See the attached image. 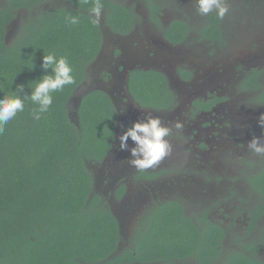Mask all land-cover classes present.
<instances>
[{"label": "trees", "instance_id": "obj_1", "mask_svg": "<svg viewBox=\"0 0 264 264\" xmlns=\"http://www.w3.org/2000/svg\"><path fill=\"white\" fill-rule=\"evenodd\" d=\"M101 2L106 25L127 30L131 12L110 0ZM75 3L80 7L38 8L11 41L5 36L16 7L0 8V96L14 94L19 84L30 94L45 74L40 65L49 53L66 56L74 77L73 84L52 93L53 104L39 120L32 115L37 105L28 99L24 111L0 131V264L215 261L225 235L222 226L211 222L205 211L196 218L187 215L175 199L154 202L138 213L132 247L118 248L119 221L95 192L89 167L109 153L118 111L101 90L83 97L77 110L79 127L70 121L66 107L102 44L100 22L91 12L95 0ZM70 16L78 23L71 24ZM205 36L216 39L208 31ZM240 86L264 104V69L251 72ZM128 88L142 107L165 109L173 100L165 76L155 71L131 72ZM249 180L264 196V168ZM263 209L258 207L252 217ZM246 250L231 253L227 264H264L254 256L255 243L246 244Z\"/></svg>", "mask_w": 264, "mask_h": 264}, {"label": "flooded vegetation", "instance_id": "obj_2", "mask_svg": "<svg viewBox=\"0 0 264 264\" xmlns=\"http://www.w3.org/2000/svg\"><path fill=\"white\" fill-rule=\"evenodd\" d=\"M110 2L114 6L125 7L128 11H130L132 23L125 31H114L106 25L105 17L102 12L98 18L96 17L99 20L102 29V44L99 50L101 53L100 57H102V66L97 72L98 77L104 81H109L111 78L110 73L115 70V66L118 65L119 69L122 70L124 65H132L131 68L128 69V80L129 74L133 71H155L165 76L168 86L173 94L172 103H170L168 108L156 110L151 107L140 106L133 98L128 86L127 89L129 98L124 97L125 93L123 91H115L114 95L120 101V110L117 113L120 116V122L117 128V137L116 139L114 138L109 153L102 159V161L90 164L95 180V192L99 194L101 198L105 199L110 206H113V201L124 202L128 198L133 186L132 183H137L148 192L150 184L154 182V179L157 176L172 174L170 172L171 167L169 166L173 163V161L163 159L158 165L152 168L137 169L131 165L129 153L119 149L118 137L123 131V127L130 126L133 121L142 119L145 115H153L158 116L159 118H164L163 123L172 127L174 130L176 128L169 123V121L173 122V119L167 115L172 108L177 106L185 107L184 113L186 114V118L184 119H187L189 123L196 119V124L198 125L194 127L188 124V130L186 129L182 132L181 130H178V132H181L178 138H184L186 141V148L189 150L187 154L190 157V161L193 159L195 161L196 159V161L199 162L200 157H198V153L203 152L202 150H206L207 147L209 148L212 145L209 139L210 137L205 139L200 137L197 138V133L200 128H203V126L209 127L207 133L212 137L211 139H214L216 134L222 136V133H225L227 135V139L234 143L236 148L241 145V139L235 138V135L231 134L233 125L238 124V122L232 117L226 116V113H224L223 120H218L217 118L219 115L218 108L221 104L225 103L228 96L224 95L228 93L226 89H223V87L220 86L219 88L209 87L202 89L200 92H190L188 94V98L183 100L181 95L185 93V90L192 89L195 81L202 78L205 82H207L205 75L209 67L206 64L201 66L202 63L196 61L194 57V53L196 52L197 47L200 46V43H206L209 45V47L203 49L202 52L209 51L207 54H211V50H213L211 49V45L219 48L226 42V26L230 24L232 30L235 29L238 26V23L242 20L243 16L246 13L253 12L254 9H251L250 7H243L237 12L233 9L231 12L236 13L229 14L232 16V19H229L228 21L225 13L223 16H219L215 11H213L207 16H203L199 14L197 10L188 8L196 7L195 0H110ZM228 2L229 0H222L223 6L230 7ZM7 7L16 8L12 11L14 16L7 25L5 36L6 40H8L10 35L17 34L21 28L22 22L28 18L30 13L35 14L38 11V8L80 7V5L76 4L75 0H0V8ZM216 18H218V20H215ZM179 28L180 32H177ZM207 31L216 39L206 37L205 33ZM190 42L193 44L192 47L189 44ZM186 45H189L188 48ZM123 54H125L129 59L131 58L133 61H128L126 57H122ZM243 57L246 58H240V63L236 60L233 62V66L239 71L238 82L240 88L242 81L251 72L256 69L260 70L259 67H256L255 56L247 57L246 55H243ZM121 63H124V65ZM215 69H217V67H215ZM187 87H190V89H186ZM201 107H208V109L206 110ZM228 115L234 116L230 113ZM166 118L169 120H166ZM178 122L183 124L182 120H179ZM227 128H230V130L227 131ZM129 145L131 146V141H129ZM171 166H173V164ZM191 166H193V164L190 163V167ZM194 168L196 169L195 164ZM199 168L201 170L202 165H200ZM263 168L264 162H262V168L257 169L261 171ZM256 173L252 174L249 178L256 175ZM184 176L185 177H181L179 179L175 176H172V179L168 178L171 183L175 184H173L174 187L172 188V192L174 193L173 197L183 194L180 190L181 182L188 183V181H191V179L188 180V177L191 178L190 173L186 172ZM248 181L250 182L252 190L256 192L252 187L251 181L249 179ZM123 187L124 189L120 193V190ZM164 192L165 191H161L160 189H158L157 193L156 191H152L154 198H158V196L160 198L166 197V195L163 194ZM185 192V195L188 196L187 191ZM166 193L170 194L171 191H167ZM256 194L259 197L264 198V196L258 192H256ZM172 199L177 200L176 198ZM178 201L181 202L180 200ZM262 206H264V204H256L254 210ZM185 209L186 208L184 206V210ZM111 210L119 221L121 239L118 243V248L120 250H124L127 247H132L134 228L137 223L136 216L138 214L132 218L130 217L131 229L129 231H125L124 219L126 221V218L122 213L116 212V210L112 208ZM254 210L252 214H254ZM214 212L218 213L219 209H216ZM185 213L189 215L186 210ZM205 213L211 222L221 225L225 232L220 246L221 252L219 258L215 261L211 260L207 264H227V257L229 255H226L222 249L226 238L227 225L220 223L218 220H212L211 218L213 213H210V211H205ZM243 213L245 214V220H247V223L245 222V226L249 230V226H252L253 221L256 222L261 217L264 213V209L257 217H252V214L247 216L245 212ZM221 215L224 216V214ZM235 216L231 218L232 224L239 221L237 219L239 212L236 211ZM251 220L253 221L251 222ZM251 242L255 243L257 246V250L254 252V256L257 257L256 255L260 248L261 240L257 241L256 239H252ZM242 251L247 252L246 245ZM128 264L168 263L165 261H153L148 263L132 261ZM171 264L203 263L195 258H175L171 261Z\"/></svg>", "mask_w": 264, "mask_h": 264}, {"label": "rangeland", "instance_id": "obj_3", "mask_svg": "<svg viewBox=\"0 0 264 264\" xmlns=\"http://www.w3.org/2000/svg\"><path fill=\"white\" fill-rule=\"evenodd\" d=\"M228 5L230 7H226L227 11L225 12L228 21L232 19L229 14H235L243 7H250L254 11L246 13L235 29L232 30L230 24L227 25L226 42L219 48L211 45V49H213L211 54H207L209 51L202 52L209 45L200 43L194 57L196 61L202 63L201 66L206 64L209 67L205 75L207 82L202 78L195 81L192 89L187 87L186 89L190 90H185L181 98L183 100L188 98L190 92H200L202 89L209 87L219 88L220 86L226 89L228 93L224 95L228 96L225 103L218 108L219 115L217 118L223 120L224 113H226V116L232 117L238 122V124L233 125L231 134L235 135V138L241 139V145L236 148L234 143L227 139L225 133H222V136L216 134L214 139H211L212 137L207 133L209 127L203 126L199 129L197 138L210 137L212 145L209 148L207 147L206 150H202L203 152L198 153L199 162L196 159L190 161L186 141L184 138H178V136L183 130L187 129L188 124L194 127L198 126L196 124L197 120L194 119L189 123L187 119H184L186 118L185 107L172 108L167 116L171 117L173 122L169 121V123L173 126L179 120H182L183 123L181 124L182 127L174 129L173 134L168 138L172 144V152L164 159L173 161V166H171L172 164L169 166L172 174L157 176L154 182L150 184L148 192L134 182L132 183L131 193L124 202L113 201V206H110L109 203L108 205L116 212L123 214L126 218V221L124 219L125 231H129L132 217L144 212L154 202H164L176 198L184 204L185 210L190 216L196 218L203 211H210V213H213L212 220H218L220 223L227 225L226 238L222 246L226 255L244 250L247 243L251 242L252 239H256L257 241L261 240L256 256L264 261V213L256 222L251 220L253 225L249 226V230L245 226L247 220H245V214L243 213L245 212L247 216H250L256 204H264V198L259 197L252 190L248 181L252 174L259 171L257 168H262L264 155L252 153L247 147L248 142L254 136L260 137L261 141H264V128L258 124L259 117L264 114V104L255 100L256 95L253 92L239 87V71L233 66L234 60L240 63V58H246L243 57V55H246L247 57L255 56L256 67L264 69V0H229ZM188 8L196 10V7ZM233 9L236 12L232 13ZM15 35H10L8 41H11ZM189 44L192 47L193 44L191 42ZM188 46L186 45L187 48ZM229 113L234 116L228 115ZM160 119L163 122L164 118ZM166 120L169 119L166 118ZM178 130H181V132H178ZM226 130L229 131L230 128ZM190 163L193 166L190 167ZM200 165H202L201 170ZM186 172L190 173L191 178L188 177V180L191 179V181H188V183L181 182L180 190L183 194L173 197L172 188L174 183H171L170 179H172V176L177 179L185 177ZM158 189L165 191L163 194L166 197L160 198L158 196V198H154L152 191L157 193ZM167 191H171V193L167 194ZM185 191H187L188 196L185 195ZM216 209H219L218 213L214 212ZM236 211L239 212L237 218L239 221L232 224L231 218L236 215ZM221 214H224V216Z\"/></svg>", "mask_w": 264, "mask_h": 264}, {"label": "clouds", "instance_id": "obj_4", "mask_svg": "<svg viewBox=\"0 0 264 264\" xmlns=\"http://www.w3.org/2000/svg\"><path fill=\"white\" fill-rule=\"evenodd\" d=\"M196 10L199 14L207 16L215 11L219 16H223L227 11L222 0H195ZM103 4L101 0H95L91 12L98 18L101 14ZM71 24H77L78 20L74 16L69 17ZM44 75L30 94L24 91L23 84L17 85L14 94L0 96V131L11 121L18 112H23L25 100L30 99L37 105L33 111V118L39 120L41 114L49 111L53 104L52 93L64 88L66 85L74 83L73 68L66 56H56L49 53L42 56L40 65ZM51 69L49 73L48 70ZM258 124L264 128V114L258 119ZM180 129L182 125L177 122L174 126ZM172 127L164 124L158 116L145 115L142 119L133 121L128 127H123V131L118 137L119 149L127 151L130 156V163L137 169H149L158 165L165 157L172 152V144L168 139L172 134ZM131 141V146L129 145ZM250 152L257 155H264V141L260 137H253L247 145Z\"/></svg>", "mask_w": 264, "mask_h": 264}, {"label": "water", "instance_id": "obj_5", "mask_svg": "<svg viewBox=\"0 0 264 264\" xmlns=\"http://www.w3.org/2000/svg\"><path fill=\"white\" fill-rule=\"evenodd\" d=\"M100 55L101 53L99 52L96 59L88 65V67L86 68L85 79L77 87H75V89L73 90L71 96L67 101L66 107H67L68 116L70 118V121L74 123L77 127H79V120L77 114L78 107L83 97L89 94L90 92L95 90H101L107 93L112 103L116 107L117 111L120 110L119 107L120 101L115 97L114 95L115 91L116 92L118 90L123 91L125 93L124 97L129 98L128 89H127L128 69H130L132 65L125 66L124 63H121L124 65L122 70L119 69L118 65L115 66V70L110 73L111 78L109 79V81H104L103 79L99 78L97 74V72L100 70L102 66L101 64L102 57H100ZM122 57H126L128 61H133L131 58L129 59L125 54H123ZM117 121L118 122L115 129V139L118 134L117 128L120 122L119 114Z\"/></svg>", "mask_w": 264, "mask_h": 264}]
</instances>
